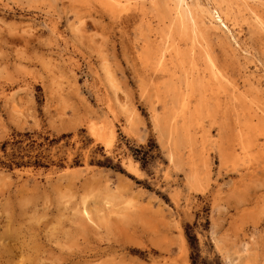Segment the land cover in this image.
Masks as SVG:
<instances>
[{
	"label": "rangeland",
	"instance_id": "rangeland-1",
	"mask_svg": "<svg viewBox=\"0 0 264 264\" xmlns=\"http://www.w3.org/2000/svg\"><path fill=\"white\" fill-rule=\"evenodd\" d=\"M99 1L0 0V264H264V0ZM208 57L224 71L175 145L155 118L181 124Z\"/></svg>",
	"mask_w": 264,
	"mask_h": 264
},
{
	"label": "bare ground",
	"instance_id": "bare-ground-1",
	"mask_svg": "<svg viewBox=\"0 0 264 264\" xmlns=\"http://www.w3.org/2000/svg\"><path fill=\"white\" fill-rule=\"evenodd\" d=\"M101 1V0H100ZM100 1H99V4H100ZM116 1H118L119 2V0H105L104 2V4H105V6L106 7H108V8H111V9H113L112 8V6H114L115 4H114V2H116ZM127 1V0H126ZM125 1V2H126ZM132 1V0H131ZM133 1H136V0H133ZM181 1V0H180ZM221 1V0H220ZM244 1V0H243ZM153 2V1H152ZM214 2V1H213ZM226 2H228V1H226ZM234 2H237L238 3V1L236 0V1H234ZM240 2V1H239ZM246 2V1H245ZM249 2V1H248ZM98 3V2H97ZM198 3V2H197ZM211 3V2H210ZM216 3V2H215ZM220 3V2H219ZM237 3H234L235 5H237ZM114 4V5H113ZM120 4V3H119ZM123 4H124V2H123ZM137 3H135V5H136ZM141 4V3H140ZM181 4V3H180ZM229 4H230V2H229ZM143 5V4H142ZM211 5V4H210ZM227 5V4H226ZM225 5V6H226ZM231 5H232V3H231ZM245 5H248V3L246 4L245 3ZM100 7H101V5H99ZM104 6V7H105ZM128 6H131V4L129 5L128 4ZM204 6V5H203ZM212 6H213V3H212ZM220 6H222V5H220ZM228 6V5H227ZM233 6V5H232ZM103 7V8H104ZM141 7V6H140ZM164 7V6H163ZM229 7V9H231L230 8V6H228ZM235 7H237V6H235ZM251 7V6H250ZM123 8V7H122ZM126 8V7H125ZM154 8H155V5H154ZM172 8H174V7H172ZM183 8V7H182ZM222 8V7H221ZM226 8V7H225ZM253 8V7H252ZM124 9V8H123ZM130 9V8H129ZM132 9V8H131ZM141 9H142V7H141ZM165 9V8H164ZM175 9V8H174ZM211 9H213L212 7H211ZM228 9V10H229ZM251 9V8H250ZM256 9V8H255ZM114 10V9H113ZM132 10H134V9H132ZM136 10V9H135ZM139 10V9H138ZM143 10V9H142ZM153 10V9H152ZM151 10V11H152ZM169 10V9H168ZM171 10V9H170ZM176 10H178V9H176ZM235 10V9H234ZM241 10V9H240ZM246 10V9H245ZM119 10H117L116 12H118ZM121 11H122V9H121ZM146 11V10H145ZM165 11V10H164ZM178 11H180V9L178 10ZM183 11H184V9H183ZM182 11V12H183ZM199 11V10H198ZM236 11V10H235ZM251 11H252V9H251ZM255 11H257V10H255ZM261 11V10H260ZM108 12H110V11H108ZM115 12V11H114ZM115 12V13H116ZM123 12V11H122ZM159 12V11H158ZM158 12H156V13H158ZM170 12H172V11H170ZM173 12L174 13H176L174 10H173ZM181 12V11H180ZM160 13H161V11L159 12V15L158 16H161L160 15ZM174 13H172L173 15H174ZM184 13V12H183ZM226 13H228L229 14V11L228 12H225L224 13V11H221L219 8H217V7H215L214 6V9H213V11L211 12V14H210V19H211V21H210V24L211 25H216L217 27H219L220 29H222V31L223 32H227V34L229 33V35L231 34V37L232 36H234L233 34H232V27L230 26V21H231V17H229V15H227ZM247 13V12H246ZM264 13V12H263ZM111 14H112V11H111ZM154 14H155V11H154ZM167 14V13H166ZM178 14V13H177ZM187 14V13H186ZM200 14H202V13H200ZM241 14H243V13H241ZM251 14H252V12H251ZM253 14H255V13H253ZM261 14V13H260ZM144 15V14H143ZM142 15V16H143ZM148 15V14H147ZM232 15V14H231ZM230 15V16H231ZM235 15H236V13H235ZM249 15V14H248ZM256 15V14H255ZM114 16V15H113ZM146 16V15H145ZM153 16V15H152ZM155 16V15H154ZM181 16L182 15H180V18H181ZM194 16H195V14H194ZM202 16V15H201ZM169 17H170V15H169ZM174 17V19H175V16H173ZM204 17V16H203ZM144 18V17H143ZM151 18V17H150ZM156 18V17H155ZM159 18H161V17H159ZM158 18V19H159ZM190 18V17H189ZM259 18V17H258ZM263 18V17H262ZM153 19H154V17H153ZM164 19V18H163ZM173 19V20H174ZM183 19H185L184 18V16H183ZM234 19H235V17H234ZM252 19H254V18H252ZM142 20V19H141ZM160 20H162V19H160ZM160 20H158V21H160ZM173 20H171V21H173ZM181 20V19H180ZM137 21V20H136ZM140 21V20H139ZM144 21V20H143ZM149 21H150V19H149ZM153 21V20H152ZM170 21V22H171ZM199 21V20H198ZM259 21V20H258ZM262 21V20H261ZM156 22V21H155ZM163 22V21H162ZM166 22V21H165ZM174 22V21H173ZM183 22H185V21H183ZM188 22V21H187ZM263 22V21H262ZM158 23V22H157ZM179 23H180V25H182L181 24V22L179 21ZM203 23V22H202ZM233 23H234V21H233ZM236 23H237V21H236ZM236 23H234V24H236ZM137 24H138V22H137ZM140 25H141V23H139ZM150 24V23H149ZM167 24V23H166ZM170 24V23H169ZM169 24H167V25H169ZM175 24V23H174ZM177 24V23H176ZM259 24V23H258ZM143 25V24H142ZM151 25V24H150ZM165 25V23L163 24V26ZM185 25V24H184ZM136 26V25H135ZM135 26H134V28H135ZM154 26H156V25H154ZM153 26V27H154ZM162 26V27H163ZM166 26V25H165ZM173 26V25H172ZM183 26V25H182ZM181 26V27H182ZM263 26V25H262ZM180 27V28H181ZM190 27V26H189ZM201 27V26H200ZM199 27V28H200ZM53 28V27H52ZM159 28V27H158ZM171 28V25H170V27H169V29ZM175 28H176V26H175ZM177 28H178V26H177ZM187 28V27H186ZM262 28V27H261ZM143 29V28H142ZM154 29V28H153ZM160 29V28H159ZM168 29V28H167ZM168 29V30H169ZM189 29V28H188ZM191 29V28H190ZM194 29V28H193ZM135 30V29H134ZM161 30V29H160ZM164 30V29H163ZM182 30V29H181ZM181 30L180 31H178V32H181ZM198 30V29H197ZM202 30H203V28H202ZM207 30H209V29H207ZM140 31V30H139ZM183 31V30H182ZM144 32V31H143ZM159 33H160V31H158ZM162 32V31H161ZM177 32V33H178ZM193 32V31H192ZM203 32V31H202ZM168 33V32H167ZM172 33H173V30H172ZM176 33V34H177ZM183 33V32H182ZM198 32H196L195 31V34H197ZM141 34H142V32H141ZM156 34V33H155ZM165 34V33H164ZM201 34V33H200ZM204 34V33H203ZM161 35V34H160ZM202 35V34H201ZM153 36V35H152ZM166 36V35H165ZM168 36H169V34H168ZM177 36L179 37V36H181L180 35V33H179V35L177 34ZM198 36V35H197ZM196 36V37H197ZM200 36V35H199ZM198 36V37H199ZM138 37H141V36H138ZM145 37V36H144ZM162 37H164V36H162ZM167 37V36H166ZM195 37V38H196ZM149 38V37H148ZM158 38H160V37H158ZM165 38V37H164ZM183 38V37H182ZM181 38V39H182ZM201 38H203V35L200 37V39ZM206 38V37H205ZM204 38V39H205ZM236 38V37H235ZM234 38V39H235ZM145 39V38H144ZM157 39V38H156ZM197 39V38H196ZM237 39V38H236ZM235 39V40H236ZM148 40V39H147ZM191 40V39H190ZM198 40V39H197ZM165 41H166V39H165ZM164 41V42H165ZM170 41V40H169ZM186 41V40H185ZM194 41V40H193ZM202 41V40H201ZM205 42H207L206 40H204ZM157 42V41H156ZM159 42V41H158ZM171 42V41H170ZM173 42V41H172ZM177 42V41H176ZM200 42V41H199ZM154 43V42H153ZM173 43H175V42H173ZM178 43V42H177ZM159 44H161L160 42H159ZM171 44V43H170ZM190 44V43H189ZM196 44V43H195ZM203 44L205 45V43L203 42ZM165 45V44H164ZM163 44H162V46H164ZM191 45V44H190ZM199 45V44H198ZM197 45V46H198ZM172 46H174V45H172ZM175 46H176V44H175ZM196 46V47H197ZM200 46H202L201 44H200ZM165 47H167V46H165ZM178 47V46H177ZM176 47V48H177ZM192 47H194V44L192 45ZM208 47V46H207ZM158 48V47H157ZM163 47H161V49H162ZM170 48V47H169ZM175 48V49H176ZM203 48V47H202ZM141 49V48H140ZM148 49V51H149V49L150 48H147ZM163 49H165V48H163ZM162 49V50H163ZM174 49V50H175ZM186 49V48H185ZM142 50H144L143 48H142ZM171 50H173V48H171ZM183 50V49H182ZM181 50V51H182ZM189 50H191V48L189 49ZM195 50H197V49H195ZM201 50V49H200ZM164 51V50H163ZM186 51V50H185ZM194 51V50H193ZM192 51V52H193ZM202 51V50H201ZM136 52V51H135ZM139 52V51H138ZM137 52V53H138ZM150 52V51H149ZM160 52H162V51H160ZM160 52H156V53H159V55H160ZM176 52H178V51H176ZM140 53H141V51H140ZM167 53V52H166ZM173 53V52H172ZM187 53V52H186ZM210 53V52H209ZM208 53V54H209ZM139 54V53H138ZM182 54H183V52H182ZM167 55V54H166ZM178 56L180 55V53L179 54H177ZM206 55V54H205ZM204 55V56H205ZM212 55V54H211ZM151 56V55H150ZM178 56H176V58L178 57ZM183 56V55H182ZM188 56H189V54H188ZM202 56V55H201ZM156 57H157V55H156ZM180 57V56H179ZM178 57V58H179ZM210 57V56H209ZM209 57L208 58H205V63H206V66H207V69H208V71H209V74H210V81H208V80H205L204 78H200V76L198 77V76H192V71H191V73H188V71L186 70V69H184L183 70V73H185L184 75H185V78H184V80H183V82L182 83H179V86H180V84H183L184 86H185V88H186V90L187 91H192V93H193V91L195 92V93H197V92H199V95H200V97H199V99H198V101H197V103L196 104H194V107L193 106H191V107H189L188 105H187V103L186 102H182L181 101V107H179L180 108V115L182 116V122H181V124L180 125H177V123L175 122V121H177L176 120V117H177V115H174L173 114V112H171V110L169 109V111L167 110L166 112H165V115H163V117L160 119V118H158V117H156L155 118V123H156V125L157 126H160L161 125V123H162V121H165V123L164 124H166L167 122L168 123H170V124H167L166 126V129H167V136H169V138H175L176 140H175V145L177 144V141L179 140V139H182V140H185V142H187V144L188 143H190V141H191V135H190V132H189V128H190V126L192 125V123L193 122H196V123H198L199 124V121H198V118H200V120H201V117L199 116V115H203L202 114V112H203V109H205V108H203L204 107V105H206L207 104V102H208V98H207V96H206V94H205V91H206V93H207V88H209V86H210V84L212 83H216L219 79V77L220 76H218V72L219 73H221L220 71L221 70H223L222 68H221V70L220 71H218L217 73H216V68L214 67V63L213 62H211V61H214V60H209ZM239 57H241V54L239 55ZM242 57H243V55H242ZM241 57V58H242ZM137 58H139L140 59V57H138L137 56ZM151 58H152V56H151ZM188 58V57H187ZM191 58V57H190ZM200 58V57H199ZM244 58V57H243ZM245 58H246V55H245ZM244 58V59H245ZM142 59V58H141ZM144 59H145V57H144ZM143 59V60H144ZM147 59H149L150 60V58H147ZM193 59V58H192ZM211 59H212V56H211ZM148 60V61H149ZM157 60V59H156ZM160 60V59H159ZM163 60H164V58H163ZM247 60V59H246ZM250 60H251V58H250ZM152 61V60H151ZM161 61V60H160ZM188 61H189V59H188ZM248 61V60H247ZM154 62V61H153ZM144 63V62H143ZM148 63V62H147ZM146 63V64H147ZM152 63V62H151ZM150 63V64H151ZM157 63H158V60H157ZM160 63V62H159ZM186 63V62H185ZM203 63V62H202ZM243 63V62H242ZM248 63V62H247ZM140 64H142L141 62H140ZM153 64V63H152ZM173 64V63H172ZM179 64V63H178ZM192 64V63H191ZM199 64V63H198ZM204 64V63H203ZM249 64V63H248ZM144 65V64H143ZM159 65V64H158ZM157 65V66H158ZM170 65V64H169ZM218 65V64H217ZM217 65H215V66H217ZM145 66V65H144ZM161 66V65H160ZM171 66V65H170ZM146 67V66H145ZM163 67V66H162ZM161 67V68H162ZM174 67V66H173ZM172 67V68H173ZM197 67V66H196ZM198 67H200V66H198ZM220 67V66H219ZM159 68V67H158ZM160 68V69H161ZM164 68H165V66H164ZM193 68H195V67H193ZM202 68V67H201ZM200 68V69H201ZM145 69V68H144ZM199 69V68H198ZM203 69H204V67H203ZM218 69V68H217ZM220 69V68H219ZM218 69V70H219ZM155 70V69H154ZM177 70V69H176ZM173 71V70H172ZM182 71V70H181ZM194 71V70H193ZM224 71V70H223ZM222 71V72H223ZM197 72V70L195 71V73ZM201 72V71H200ZM254 72V71H253ZM169 73H170V71H169ZM169 73H168V75H169ZM188 73V74H187ZM198 73V72H197ZM202 73V72H201ZM204 74V73H203ZM206 74H208V73H206ZM250 74V73H249ZM258 74V73H257ZM223 75V74H222ZM249 76V75H248ZM254 76V75H253ZM253 76H251L252 78H253ZM256 76H259V75H256ZM207 76H205V78H206ZM225 77V76H224ZM250 77V78H251ZM259 77H262V75L261 76H259ZM208 78V77H207ZM249 78V77H248ZM248 78H247V81H248ZM255 78V77H254ZM263 78V77H262ZM182 79V78H181ZM221 79H223V77H221ZM257 79V78H256ZM228 80V79H227ZM258 80V79H257ZM179 81V80H178ZM250 81H252V79L250 80ZM256 81V80H255ZM263 81V80H262ZM166 82H167V80H166ZM211 82V83H210ZM223 82V81H222ZM226 83V82H225ZM217 85H218V82L216 83ZM227 84L229 85V83L227 82ZM164 85V84H163ZM169 86H171V84L169 85ZM174 87H169L168 88V86L166 87L167 88V90H171V91H173V95H174V97L175 98H179V95H181V94H179V90H175V85H173ZM213 86V85H212ZM221 86V85H220ZM230 86V85H229ZM182 87V86H181ZM214 87V86H213ZM215 88V87H214ZM218 88H219V86H218ZM217 88V89H218ZM225 88V87H224ZM212 89V88H211ZM232 89V88H231ZM166 90V91H167ZM197 92H196V91ZM224 90V89H223ZM222 90V91H223ZM227 90V89H226ZM230 90V89H229ZM234 90V89H233ZM247 90H248V88H247ZM183 91V90H182ZM185 91V90H184ZM208 91H210V90H208ZM235 91V90H234ZM245 91H246V89H245ZM203 92H204V94H203ZM216 92V94H217V91H215ZM219 92V91H218ZM220 92H221V90H220ZM244 92V91H243ZM250 92V91H249ZM167 93H168V91H167ZM211 93H212V91H211ZM229 93V92H228ZM231 93H232V91H231ZM234 93V92H233ZM163 94V93H162ZM198 94V93H197ZM215 94V95H216ZM220 94V93H219ZM243 94V93H242ZM245 94V93H244ZM244 94L243 95H241L242 97H244ZM250 94V93H249ZM209 95H210V93H209ZM222 95V94H221ZM221 95H219V96H221ZM227 95V94H226ZM191 98H193V96H191V95H189ZM217 96V95H216ZM225 96V95H224ZM223 96V97H224ZM231 98L233 97L232 95H229ZM241 96H239V97H241ZM245 96H246V94H245ZM228 96H226V98H227ZM230 97H229V99H230ZM249 97V96H248ZM186 98H188L187 96H186ZM196 98H197V96H196ZM212 98V97H211ZM216 98V97H215ZM234 98V97H233ZM255 98V97H254ZM218 99V98H217ZM187 100V99H186ZM215 100V99H214ZM227 100V99H226ZM226 100H224L225 102H226ZM232 100V99H231ZM174 101V100H173ZM217 101H219V100H217ZM217 101H214V102H217ZM236 101V100H235ZM257 101V100H256ZM175 102H176V100H175ZM212 102V101H211ZM220 102V101H219ZM229 102H230V100H229ZM253 102V101H252ZM251 102V103H252ZM168 103V102H167ZM210 103V102H209ZM220 103H222L223 104V102H220ZM228 103V102H227ZM226 103V104H227ZM175 104H177V103H175ZM189 104V103H188ZM193 103L191 102V105H192ZM215 104V103H214ZM217 104V106H218V104L219 103H216ZM253 105H254V103H252ZM178 105V104H177ZM178 105V106H179ZM220 105V104H219ZM230 105H231V103H230ZM225 108H226V106L225 105H223ZM222 106V107H223ZM255 106L256 105H254V107L253 108H255ZM260 106V105H259ZM176 108H177V106H175ZM174 107V108H175ZM206 107V106H205ZM173 108V107H172ZM179 108H178V110H179ZM209 108V107H208ZM213 108H214V106H213ZM252 108V109H253ZM261 108H263V107H261ZM215 109V108H214ZM220 108H218V110H219ZM250 109V108H249ZM256 109H258V108H256ZM177 110V111H178ZM210 110V109H209ZM216 110V109H215ZM246 110V109H245ZM254 110V109H253ZM174 111V110H173ZM176 111V110H175ZM176 111V112H177ZM213 111V110H212ZM220 111V110H219ZM249 111H251V110H249ZM176 112H175V114H176ZM215 112V111H214ZM213 112V115L215 114L216 115V112L214 113ZM256 112V111H255ZM259 112H260V110H259ZM263 112V111H262ZM204 113V112H203ZM205 114V113H204ZM212 114V113H211ZM246 114V113H245ZM262 114V113H261ZM179 115V114H178ZM214 115V116H215ZM263 115V114H262ZM208 117H209V115H207ZM256 116V115H255ZM264 116V115H263ZM204 117V116H203ZM248 117H249V115H248ZM250 117H252L251 115H250ZM249 117V118H250ZM211 118V117H210ZM181 119V118H180ZM179 119V120H180ZM251 119V118H250ZM245 120V119H244ZM262 120V119H261ZM202 121V120H201ZM252 122V121H251ZM261 122V121H260ZM103 123V122H102ZM202 124V123H201ZM106 125V124H105ZM109 125V124H108ZM107 125V126H108ZM112 125V124H111ZM110 125V126H111ZM163 125V124H162ZM106 126V127H107ZM155 126V125H154ZM194 126V125H193ZM98 127H100V126H98ZM111 127H113V126H111ZM163 127V126H162ZM159 128V127H158ZM161 128V127H160ZM159 128V129H160ZM200 128H201V126H200ZM220 128V127H219ZM113 129H114V127H113ZM158 129V130H159ZM192 129V128H191ZM106 130V129H105ZM108 130V129H107ZM161 130V129H160ZM218 130H220V129H218ZM225 130V129H224ZM223 130V131H224ZM240 130H241V128H240ZM239 130V131H240ZM195 131V130H194ZM194 131H192L193 133H195ZM221 131H222V129H221ZM245 131V130H244ZM106 132V131H105ZM161 132V131H160ZM205 132V131H204ZM220 132V131H219ZM224 132H226V130L224 131ZM246 132V131H245ZM249 132V131H248ZM92 133H93V135L94 136H96L97 138H100V139H104L105 138V144L106 145H111V142H112V140H113V138H114V133H113V130H111L110 131V133L108 134V135H103L102 133H100L99 132V130L98 129H93L92 130ZM103 133H104V131H103ZM162 133V132H161ZM241 133V132H240ZM107 134V133H106ZM204 134V133H203ZM220 134H221V132H220ZM250 134V133H249ZM240 135V134H239ZM245 135V134H244ZM243 135V136H244ZM105 136V137H104ZM204 136H205V134H204ZM258 136V135H257ZM196 137V136H195ZM248 137V136H247ZM96 138V139H97ZM178 138V139H177ZM223 138V137H222ZM245 138H246V136H245ZM255 138V137H254ZM253 138V139H254ZM262 139V138H261ZM98 140V139H97ZM220 140V139H219ZM256 140V139H255ZM194 141H195V139H194ZM193 141V142H194ZM258 142H259V140H258ZM261 142V141H260ZM220 142L218 141V144H219ZM241 143V142H240ZM187 144H185V145H187ZM113 145V144H112ZM242 145V144H241ZM262 145V144H261ZM172 145H170V147H171ZM195 146V145H194ZM218 146H220V145H218ZM221 146H222V144H221ZM221 146L219 147V149H221ZM224 146V145H223ZM258 146H259V143H258ZM263 146V145H262ZM261 146V147H262ZM190 147V146H189ZM168 149H170V148H168ZM172 149V148H171ZM186 149V148H185ZM184 149V150H185ZM196 149V148H195ZM243 149V148H242ZM259 149H260V147H259ZM194 150V148H192L191 147V151H193ZM254 150V149H253ZM172 151V150H171ZM170 151V152H171ZM183 151V150H182ZM223 151V150H222ZM244 151V150H243ZM247 151V150H246ZM194 152V151H193ZM182 153V152H181ZM189 153V152H188ZM245 153V152H244ZM197 154V153H196ZM192 155V154H191ZM176 156V155H175ZM178 156V155H177ZM189 156V155H188ZM195 156V155H194ZM197 156V155H196ZM223 156H225V155H223ZM222 156V157H223ZM170 157V156H169ZM185 157H186V155H185ZM192 157H193V155H192ZM199 157V156H198ZM171 158H174V153H172L171 152ZM184 158V157H183ZM188 158V157H187ZM195 158V157H194ZM201 158H202V156H201ZM180 159H181V156H180ZM189 159V158H188ZM193 159V158H192ZM203 159V158H202ZM129 160V159H128ZM178 160H179V158H178ZM200 160V159H199ZM173 161V160H172ZM190 161V160H189ZM174 163H175V161H173ZM181 162V161H180ZM184 161H182V163H183ZM187 162V161H186ZM192 162H193V160H192ZM203 162H205V161H203ZM185 163V162H184ZM129 165H130V168L132 169V170H137V167H136V163L135 162H133V161H131V160H129ZM128 165V166H129ZM196 165V164H195ZM198 165V164H197ZM129 168V167H128ZM195 168H197L196 166H195ZM192 168L190 167V170H191ZM194 170V169H193ZM196 170V169H195ZM192 171V170H191ZM197 171V170H196ZM133 172V171H132ZM193 172V171H192ZM194 174V173H193ZM197 174H198V172H197ZM190 175H191V173H190ZM195 176H197V175H195ZM191 178V177H190ZM193 178V177H192ZM197 179V178H196ZM193 181H195V179H192ZM85 211V210H84ZM87 212V211H86ZM87 214V213H86ZM88 215V214H87Z\"/></svg>",
	"mask_w": 264,
	"mask_h": 264
},
{
	"label": "trees",
	"instance_id": "trees-1",
	"mask_svg": "<svg viewBox=\"0 0 264 264\" xmlns=\"http://www.w3.org/2000/svg\"><path fill=\"white\" fill-rule=\"evenodd\" d=\"M143 161H144V159H143ZM188 230H189V227H186V228H185V235H186V238H187L189 244H190L191 246H193L194 243L196 242V239H195V237H193V236H191V235L189 234V231H188ZM191 259H192V264H195V262H194V260H193L192 257H191Z\"/></svg>",
	"mask_w": 264,
	"mask_h": 264
}]
</instances>
